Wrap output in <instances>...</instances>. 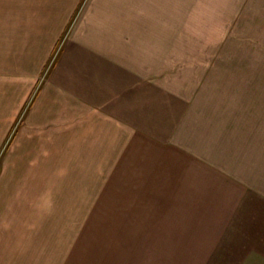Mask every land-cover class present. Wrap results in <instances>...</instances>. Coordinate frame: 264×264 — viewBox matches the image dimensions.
<instances>
[{
    "label": "crops",
    "instance_id": "obj_1",
    "mask_svg": "<svg viewBox=\"0 0 264 264\" xmlns=\"http://www.w3.org/2000/svg\"><path fill=\"white\" fill-rule=\"evenodd\" d=\"M74 1L86 4L40 105L79 119L65 132L76 151L89 137L102 160L113 162L115 152L122 163L132 159L131 183L147 179L144 193L154 195L162 216L181 211L176 235L164 240L179 234L183 242L254 250L247 244L264 241L256 232L264 226V88L258 63L239 52L254 47L230 46L226 35L264 34L257 30L264 27V0ZM50 225L58 223L38 224L36 243L0 236V264H59L41 247Z\"/></svg>",
    "mask_w": 264,
    "mask_h": 264
},
{
    "label": "rangeland",
    "instance_id": "obj_2",
    "mask_svg": "<svg viewBox=\"0 0 264 264\" xmlns=\"http://www.w3.org/2000/svg\"><path fill=\"white\" fill-rule=\"evenodd\" d=\"M85 4L0 0V236L36 241L42 220L58 223L43 227L48 231L41 247L48 249L51 263L58 256L59 264H264V241L247 244L254 246L250 251L228 241L183 242L179 234L174 242L164 240L176 235L181 211L162 216L154 209V195L144 193L147 179L131 183L132 159L122 163L115 152L113 162L102 160L89 137L76 151L69 135L79 119L60 118L58 108L40 105L39 94ZM248 35L228 34L226 42L254 47L239 52L258 63L264 88V34ZM218 36L211 34V42ZM85 125L82 133L91 128L90 122ZM110 173L113 177L106 178ZM178 194L171 195L170 205L176 206ZM180 201L186 204L184 196ZM256 232L264 235V226ZM154 237L163 240L148 241Z\"/></svg>",
    "mask_w": 264,
    "mask_h": 264
}]
</instances>
